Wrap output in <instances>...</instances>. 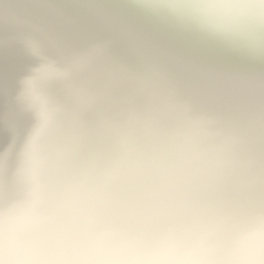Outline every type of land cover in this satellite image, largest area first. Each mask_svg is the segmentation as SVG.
<instances>
[{"label":"bare ground","instance_id":"1","mask_svg":"<svg viewBox=\"0 0 264 264\" xmlns=\"http://www.w3.org/2000/svg\"><path fill=\"white\" fill-rule=\"evenodd\" d=\"M153 2L0 0V209L38 198L46 174L90 189L136 243L185 227L250 264L264 255V34L212 35ZM82 65L95 74L66 75Z\"/></svg>","mask_w":264,"mask_h":264},{"label":"clouds","instance_id":"2","mask_svg":"<svg viewBox=\"0 0 264 264\" xmlns=\"http://www.w3.org/2000/svg\"><path fill=\"white\" fill-rule=\"evenodd\" d=\"M150 7L221 37L258 40L264 34V0H154ZM29 197L0 209V264H225L217 240L185 227H168L150 243H136L103 221L83 184H62L48 175L34 179ZM73 242L44 243L53 232ZM250 264H264L256 255Z\"/></svg>","mask_w":264,"mask_h":264},{"label":"water","instance_id":"3","mask_svg":"<svg viewBox=\"0 0 264 264\" xmlns=\"http://www.w3.org/2000/svg\"><path fill=\"white\" fill-rule=\"evenodd\" d=\"M60 57V56H59ZM30 61H32V60H30ZM56 63H57V61H55ZM82 67H83V69H85V67H84V65H82ZM89 72V73H88ZM95 70L94 69H85L84 71H83V73H81V74H79L78 73V71H75V70H71V69H69V70H67L66 69V75H68V76H81V77H83V78H87L89 75H91V74H95ZM97 75V74H96ZM53 78V77H52ZM0 91H1V89H0ZM21 103L22 102H17L16 104H15V110H16V113H20V115H19V117L18 118H20L21 117V115H24L26 112H24V111H22V110H19L20 109V107L22 106L21 105ZM29 112V114L32 112V110H29L28 111ZM70 112H73L72 110H70Z\"/></svg>","mask_w":264,"mask_h":264}]
</instances>
